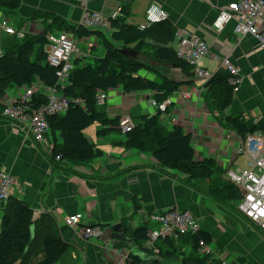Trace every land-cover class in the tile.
Instances as JSON below:
<instances>
[{
    "label": "crops",
    "instance_id": "0c3cea01",
    "mask_svg": "<svg viewBox=\"0 0 264 264\" xmlns=\"http://www.w3.org/2000/svg\"><path fill=\"white\" fill-rule=\"evenodd\" d=\"M236 1L90 0L83 7L73 0H21L19 9L8 17L0 10V55L20 39L5 34L1 30L4 24L19 32L22 38L23 35L41 33L43 15L46 14L58 16L70 26H77L85 8L107 21L117 14L119 16L124 9L127 12L125 23L138 26L144 23L148 6L157 4L176 31H184L206 43L209 56L202 59L201 65L207 72L215 74L221 69L219 62L223 58H228L238 71L239 85L233 93L232 103L224 112L211 110L203 98V81L193 75H185L179 68L156 64L155 72L140 73L141 77L157 84L162 77L190 83L168 96L170 104L163 112L164 121L190 135L196 158L212 159L216 167L223 170L224 176L228 168H245L246 159L236 152L240 138L223 128L221 121L228 116L240 115L249 123L264 117V51L250 36L238 40L233 32V22L219 32L213 28L219 10ZM92 30L103 32L101 29ZM84 40V44L83 40H78V43L87 44V49L82 54L75 43L76 52L72 60L80 59L83 60L81 63H86L87 59L104 55V51L100 56L96 54L99 45L95 38ZM146 44L155 46L152 41ZM91 46L94 49L91 50ZM31 88L35 92L49 93V89L38 82ZM24 90L23 87L9 89L0 99V108L12 104ZM98 94L103 96V101L96 104L108 118H118L120 122L129 120L132 126L136 123L131 113L140 118L159 112L149 105V100H154L152 92L125 94L117 88ZM184 94L188 95L186 99L182 97ZM159 113L161 118L162 112ZM100 129L98 124L96 130L84 131L85 137L101 152L100 156L81 165H59L51 163L48 134L43 143H36L17 124L0 119V168L17 180L12 197L31 208L33 219L42 214L50 215L56 222L59 236L71 247L58 264H113L117 256L131 254L132 247L137 250V256L146 260L143 264H150L151 259L143 251L132 242L129 247L117 240L111 228L121 225L128 230L141 227L157 229L158 225L149 220L150 216L169 210L190 212L199 229L209 233L213 240L208 249H216L217 255L221 252L227 264H264V233L236 212L237 205L234 212L230 204L218 203L184 186L182 175L162 169L150 154L126 149L122 145L124 135L121 132L97 138L96 132ZM55 139L60 145V138L56 136ZM2 211L3 204H0V219ZM75 215L80 216L79 225L67 227L65 219ZM83 228H98L103 237L84 239L81 236ZM179 242L182 248L189 249L186 240ZM155 254L156 250L151 258ZM162 263L165 264L164 261Z\"/></svg>",
    "mask_w": 264,
    "mask_h": 264
},
{
    "label": "trees",
    "instance_id": "16d2710c",
    "mask_svg": "<svg viewBox=\"0 0 264 264\" xmlns=\"http://www.w3.org/2000/svg\"><path fill=\"white\" fill-rule=\"evenodd\" d=\"M20 5L21 0H0V10L7 17L18 10ZM43 17L44 28L41 33L23 35L0 55V99L9 89H28L36 82L44 88L57 90L68 99L67 110L63 114L47 115L45 118L51 141L50 159L53 164L81 165L101 155L84 135V131L93 123L101 126L96 132L99 139L115 133L120 134V120L108 118L96 104L98 93L117 88L125 94L147 91L154 93V101L160 104L167 100L168 96L190 84L166 77H162L160 84H157L140 76L141 72H155L156 64L173 66L181 69L187 76L193 75L190 68L177 59L171 47L176 29L167 18L152 24L144 31H139L137 26L125 23L127 12L122 9L119 16L109 20L108 30L100 32L85 29L79 24L70 26L55 15L46 14ZM51 32L67 33L76 40L93 37L100 41L104 55L94 59L92 63L81 65L79 63L83 60H73V69L64 83L59 84L56 75L58 69L47 62L46 46ZM147 41H152L155 46L147 45ZM123 47L133 50L137 54L136 57L122 55L117 49ZM229 79L228 72L219 69L203 86L204 100L207 104H214L209 105L211 110L224 112L232 103L234 88L229 84ZM47 98L44 92H34L30 108H43L47 104ZM220 125L244 139L249 134L263 130L264 120L253 125V121L247 123L243 116H228ZM123 135L122 145L126 149L150 154L162 169L182 175L184 179L181 183L184 186L218 203L230 204L233 211H236L234 206L241 199L238 189L223 178V170L216 167L212 159L196 158L190 135L184 134L178 126H173L167 131L160 123L159 112L152 116H141L139 123ZM56 136L61 140L60 145L55 139ZM232 202L235 204L232 205ZM149 230V227H141L128 230V233L133 244L151 259L150 264H163L156 254L151 258L155 250L157 253L159 251L161 257L160 251L163 249L159 243L169 247V250L165 251L168 255H182L181 264H221L212 255L200 254L203 248H208L207 246L213 243L207 232L199 229L194 234L177 238L187 241L190 254L185 256V252H181L176 246L177 240L173 239L156 241L153 250L145 248ZM70 249V245L59 236L56 222L50 215L42 214L33 219L31 208L12 196L4 203L0 219V264H58ZM128 258L129 264L146 262L130 253Z\"/></svg>",
    "mask_w": 264,
    "mask_h": 264
},
{
    "label": "built area",
    "instance_id": "2783aa9c",
    "mask_svg": "<svg viewBox=\"0 0 264 264\" xmlns=\"http://www.w3.org/2000/svg\"><path fill=\"white\" fill-rule=\"evenodd\" d=\"M80 6H85L90 0H73ZM118 16H113V19ZM166 19V13L157 4H151L145 11L144 23L138 25L139 31H144L152 24ZM233 22V32L238 40L244 36H250L257 43L258 48L264 51V1L238 0L220 9L213 23L216 31H221L226 24ZM85 29H101L103 32L109 28V21L104 20L98 13L85 10L78 23ZM1 30L8 35L21 38L19 32L14 31L8 24L1 26ZM176 57L185 63L193 76L203 81V86L213 74L207 72L201 65L203 58L209 56V48L200 38L187 34L184 31H176L174 42L171 45ZM76 52L74 39L67 33H58L48 37L46 46L47 62L53 68H57L59 84L64 83L68 74L73 69L72 59ZM221 69L230 75L229 84L237 89L240 77L238 71L232 66L228 58L219 62ZM32 88L25 89L21 95L10 105L0 108V119L17 124L21 130L30 134L36 143H43L48 134L47 115L63 114L67 110L68 99L49 89L47 104L39 110L30 108L31 97L34 94ZM183 98L188 95L184 94ZM103 96L97 94L96 102L101 104ZM170 104L167 99L157 104L153 99L149 100L151 108L159 112H165ZM259 120H254L253 125ZM122 134L132 129L129 120L119 123ZM238 155L246 159L245 168H228L225 171V179L234 185L240 192L241 199L236 206L237 212L250 223L256 225L264 233V129L258 130L240 139L236 150ZM17 180L0 168V204H3L12 196ZM149 220L158 225L157 229L149 230L145 248L153 250L154 243L158 240L177 239L180 236L194 234L199 230V224L195 217L188 211L169 210L160 215L150 216ZM65 225L76 228L80 222V216L75 215L65 219ZM102 232L98 228H83L81 236L84 239H100ZM128 255L117 256L113 264H129Z\"/></svg>",
    "mask_w": 264,
    "mask_h": 264
},
{
    "label": "rangeland",
    "instance_id": "374dc122",
    "mask_svg": "<svg viewBox=\"0 0 264 264\" xmlns=\"http://www.w3.org/2000/svg\"><path fill=\"white\" fill-rule=\"evenodd\" d=\"M14 25V27H15V24H13ZM79 41L78 40H76L75 41V43H76V48H77V50L78 51H80V53H82L83 54V52L82 51H84V50H86L87 49V44H85V45H82V44H79L78 43ZM83 42V44L86 42V40H83L82 41ZM96 43L97 44H99V47L97 48V53L96 54H98L99 56L101 55V53L103 52V49L101 48V43L99 42V40H97L96 41ZM79 44V45H78ZM78 45V46H77ZM92 49H94V47L93 46H91V50ZM75 56H77V55H75ZM92 57H93V55H92ZM102 57V56H101ZM96 59V58H95ZM73 61V60H72ZM86 61V63H92L93 61H94V58H92V59H87V60H85ZM84 61V62H85ZM79 65H81V62L79 63ZM208 105H210V104H208ZM211 106V105H210ZM131 116H132V120H133V122H135L136 124H135V126L139 123V118H136V116H135V114H133V113H131L130 114ZM164 119H165V115L163 114V113H161V118H160V122H161V124L166 128V130L167 131H170L171 129H172V127L170 126V125H168V124H166V121H164ZM261 120H264V117L261 119ZM97 127H98V124H95V123H93L91 126H89L86 130H96L97 129ZM87 132H89V131H87ZM244 167V166H243ZM221 175H222V173H221ZM223 178L225 179V172H224V176H223ZM235 204V202H232V205H234ZM237 212V211H236ZM177 240V239H176ZM175 244H176V246L179 248V249H181V252H185V256H188L189 254H190V250L189 249H184V248H182L181 247V245H180V242H179V240H177V241H175ZM159 246L163 249H161L162 251H160V253H161V257L159 256L160 254H159V251H158V253L156 254L157 255V257H158V259H159V261L160 262H162V261H164L165 262V264H181V260L183 259V256L182 255H174V254H172L171 255V253H169L170 255H168V253H166L165 251H167V246L166 245H162L161 243H159ZM133 248V247H132ZM131 248V250H132V255H135L136 253H137V250H135V248H133L132 249ZM216 249H208V248H203L201 251H200V254H202V255H212L214 258H216L221 264H223V263H225V264H227L226 263V258H225V256H222V254H221V252H220V255H217L218 253L215 251ZM163 256V257H162ZM184 256V257H185ZM225 260V261H224Z\"/></svg>",
    "mask_w": 264,
    "mask_h": 264
},
{
    "label": "water",
    "instance_id": "95a60500",
    "mask_svg": "<svg viewBox=\"0 0 264 264\" xmlns=\"http://www.w3.org/2000/svg\"><path fill=\"white\" fill-rule=\"evenodd\" d=\"M122 55L126 56V57H136V53L131 50V49H127V48H119L117 49ZM111 231L113 232L114 236L116 237L117 240L122 241L124 244H126L127 246L130 247L132 239L130 238L129 235H127L128 233V229L121 226V225H115L111 228ZM133 243V242H132ZM138 254H135V256H137Z\"/></svg>",
    "mask_w": 264,
    "mask_h": 264
},
{
    "label": "bare ground",
    "instance_id": "6f19581e",
    "mask_svg": "<svg viewBox=\"0 0 264 264\" xmlns=\"http://www.w3.org/2000/svg\"><path fill=\"white\" fill-rule=\"evenodd\" d=\"M148 238V237H147Z\"/></svg>",
    "mask_w": 264,
    "mask_h": 264
}]
</instances>
